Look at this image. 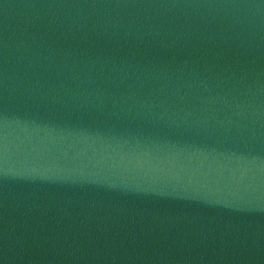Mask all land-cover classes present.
I'll return each instance as SVG.
<instances>
[{
    "label": "water",
    "instance_id": "1",
    "mask_svg": "<svg viewBox=\"0 0 264 264\" xmlns=\"http://www.w3.org/2000/svg\"><path fill=\"white\" fill-rule=\"evenodd\" d=\"M0 264H264V0H0Z\"/></svg>",
    "mask_w": 264,
    "mask_h": 264
}]
</instances>
